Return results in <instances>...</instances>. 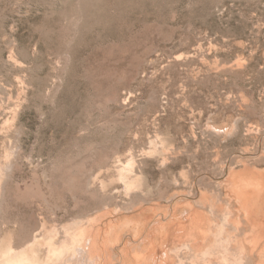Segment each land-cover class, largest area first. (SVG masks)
Returning <instances> with one entry per match:
<instances>
[{
	"label": "rangeland",
	"instance_id": "1",
	"mask_svg": "<svg viewBox=\"0 0 264 264\" xmlns=\"http://www.w3.org/2000/svg\"><path fill=\"white\" fill-rule=\"evenodd\" d=\"M263 117L264 0H0V247L96 219L130 264L175 205L252 235L225 173Z\"/></svg>",
	"mask_w": 264,
	"mask_h": 264
},
{
	"label": "bare ground",
	"instance_id": "2",
	"mask_svg": "<svg viewBox=\"0 0 264 264\" xmlns=\"http://www.w3.org/2000/svg\"><path fill=\"white\" fill-rule=\"evenodd\" d=\"M252 152H248V156L252 155L254 162H250L249 158L244 160L241 171L232 169L223 172L244 220L251 227L249 231L254 232L252 235L244 233L241 237L240 233L229 228L231 224L239 222L234 219L232 209L223 212L221 222L214 226L213 221L204 218L192 207H188L190 211L186 219L178 218L177 213L182 207L175 205L170 209L172 219L160 228H148L150 217L140 221L137 229L143 226L140 234L143 235V243L149 245H145L142 254L129 256L124 251L120 254L122 261L128 260L130 264H264V171L253 167L264 165V147L262 150L259 145ZM132 168L133 161L130 160L120 170V177L128 187L134 185L133 177L126 173L131 172ZM210 209L215 212V205L210 204ZM95 220H87L73 230L68 229L62 240L45 238L47 249L44 256L39 250L42 242L37 239L20 250L0 247V264H113L107 238L102 234L103 228L96 227ZM109 231L106 233L112 234ZM172 252L176 253L174 257Z\"/></svg>",
	"mask_w": 264,
	"mask_h": 264
}]
</instances>
